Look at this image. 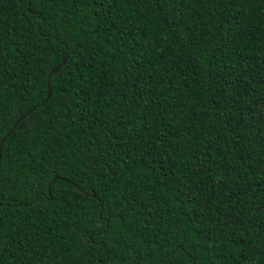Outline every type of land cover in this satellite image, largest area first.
<instances>
[{
	"label": "trees",
	"instance_id": "obj_1",
	"mask_svg": "<svg viewBox=\"0 0 264 264\" xmlns=\"http://www.w3.org/2000/svg\"><path fill=\"white\" fill-rule=\"evenodd\" d=\"M31 107L0 264H264V0H0V141Z\"/></svg>",
	"mask_w": 264,
	"mask_h": 264
},
{
	"label": "water",
	"instance_id": "obj_2",
	"mask_svg": "<svg viewBox=\"0 0 264 264\" xmlns=\"http://www.w3.org/2000/svg\"><path fill=\"white\" fill-rule=\"evenodd\" d=\"M66 57L65 56H63V59H62V61H61V63L60 64H57V65H55V66H53L52 68H51V70H50V72H49V74H48V78H50L51 77V75H53L55 72H56V70H57V68H58V66L59 65H64L65 63H66ZM49 92H50V87H48V91H47V96L49 95ZM34 110V107H31V108H29L24 114H22L19 118H17V120L12 124V126H11V128L2 136V138H1V141H0V158H1V149H2V143L5 141V139L9 136V134L11 133V131H12V129H14L15 127H16V125L22 120V118L26 115V114H28L29 112H31V111H33ZM90 195L92 196V197H95V194L94 193H90Z\"/></svg>",
	"mask_w": 264,
	"mask_h": 264
}]
</instances>
